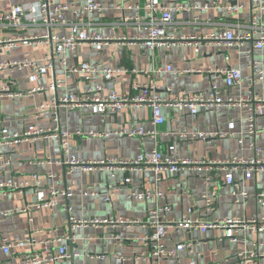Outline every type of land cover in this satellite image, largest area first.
I'll use <instances>...</instances> for the list:
<instances>
[{"label":"crops","instance_id":"crops-1","mask_svg":"<svg viewBox=\"0 0 264 264\" xmlns=\"http://www.w3.org/2000/svg\"><path fill=\"white\" fill-rule=\"evenodd\" d=\"M30 0L0 1V11H8L14 4L27 6ZM103 6L101 14L87 15L83 6L86 0H54L56 3H68L76 7L79 17H83L80 25L90 33L107 35L110 37L101 49L82 45L75 50L65 53L66 66L61 64L58 55L53 54V69L41 75L33 83L27 76L31 74L29 67L21 70L0 71V84L12 82V90H28L31 87H43L42 91L23 94L14 98L0 97V127L9 132L22 133L30 124L37 127L54 128L59 131L74 132L76 130L94 131L102 133L95 137L60 135L30 139L17 144L0 146L1 157L10 160L8 166L0 164V180L8 177L14 179H28L30 186L23 192H15L0 197V212L30 204L35 200L31 173H38L43 186L72 187L73 193L67 199L59 197L60 205L49 209H33L29 213H17L8 216L0 215V233L11 241H18L28 234L39 239L62 236L68 232V212L62 207L68 204L71 214L80 218L108 219L116 216L145 219L147 211L155 205L168 204L170 209L163 215L165 219H178L181 213L191 208L193 216L210 217H239L255 213L264 215V207L256 202V193H264V171L256 173L251 179L245 180L243 186L248 191V197L243 203H236L231 195V186L223 183L221 172H215L213 181L217 188L215 209L210 213L205 210L202 195L209 191L200 173L181 171L177 174L165 175L158 183V189L165 197H153L148 200H131L126 193L131 190L153 189V175L149 171H131L126 175L116 172L110 176L107 172H88L75 170L65 174L64 167L55 162L63 155V150L80 159H99L104 157L132 158L141 151L157 148L164 155H168V146L173 145V156L177 159L187 157L227 158L232 155L243 157L252 156L254 147L264 150V116L257 117V129L262 133L254 139L246 135V109L243 107L216 106L191 115L187 111L175 107L163 106L161 109L165 122L157 127L156 137L130 136L119 131H131L143 126L152 127L151 109L147 106L123 108L117 112L93 114L89 107L67 108L53 106L45 109L36 116L40 103L49 102L54 96H62L67 92H82L88 85H101L107 91L100 69L116 67L118 71L112 75L114 89L119 93H129L131 83L136 80L140 84L155 85V91L160 96H181L187 93H206L212 82V70L235 67L242 74L241 82L226 87L223 78L216 79L225 96L234 99L245 95L254 79L250 67L251 58L246 54L249 43L240 47L228 46L214 41H204L196 47L192 45L158 46L149 50L142 42H129L118 39L125 33L135 34L138 23H122V15L143 14L142 10L127 9L122 13L121 6L125 4H142L145 0H96ZM264 5V0H261ZM163 4L202 6L207 4L204 11L192 8L176 15L175 22L168 25L169 31L188 35H208L217 30L230 28L238 33L242 25L251 19L255 10L250 0H161ZM240 4L236 12L227 9L229 5ZM134 6V5H133ZM199 16L197 21H193ZM79 17L67 13L68 24L54 27L56 32L68 31L71 22L79 21ZM47 29L44 26L21 25L14 27L0 23V39L13 36L26 37L39 34ZM51 55V49L42 44L20 45L11 49H0V60H22L29 58L40 60ZM227 56V58H225ZM253 58L264 67V46L253 52ZM87 61L97 68L88 83L82 74H74L66 68ZM171 65L173 69L193 68L195 71L181 75L173 74L162 68ZM127 68L135 69L130 72ZM200 70L198 72L196 70ZM54 76L61 78L60 86L56 90L49 88ZM255 91L264 93V78L261 83L254 85ZM53 112L57 114V121L53 120ZM234 121L230 135L214 137L210 140H200L179 137V133L186 131L226 132L228 122ZM242 138V143L238 139ZM48 160L50 162H48ZM55 173L57 177L50 179L47 174ZM125 176L130 180L125 182ZM235 181L241 178L234 173ZM84 192L89 194L85 195ZM95 192L96 194H90ZM113 192L110 201L103 197ZM31 218V220H29ZM147 224L131 226L111 224L87 225L77 227L73 231V241L67 242L72 256L58 260L55 264H151L149 249L143 243V238L149 233ZM256 240L261 242L260 250L264 251V233L256 235L252 232L238 234L237 241L222 238V231L201 232L198 229L167 227L164 242L167 247L177 243L190 242V249L185 248L176 257H167L159 264H187L194 260L196 264H233V253L251 248ZM55 246V245H52ZM28 247L16 249L13 253L0 251V264H15L27 257ZM47 264V263H42ZM264 264V257L261 259Z\"/></svg>","mask_w":264,"mask_h":264},{"label":"built area","instance_id":"built-area-1","mask_svg":"<svg viewBox=\"0 0 264 264\" xmlns=\"http://www.w3.org/2000/svg\"><path fill=\"white\" fill-rule=\"evenodd\" d=\"M13 1V0H0ZM252 9L255 13L251 15L248 23L241 26L238 33L233 32L230 28L217 30L208 35H188L169 31L168 25L175 22L176 15L192 8L204 11L207 4L202 6L186 5L176 3L172 6L163 4L161 0H145L142 4H125L121 6L122 13L127 9L135 8L139 13L143 14L135 16L123 14L122 23L131 22L138 23V30L135 34L125 33L120 35L118 39L129 42H142L149 50H153L158 46H175V45H192L198 50V46L204 41H214L223 43L228 46L240 47L245 43L250 46L246 50V54L251 58L250 67L254 74V79L245 95L234 99L225 96L221 88L216 83V79L223 78L226 87L237 85L241 82L242 74L240 69L228 67L223 69L212 70V82L206 93L192 92L181 96L168 95L160 96L156 91L155 85L140 84L136 80L131 83L129 93H119L114 89L112 75L118 71L116 67H106L100 69L107 91L104 92L101 85L88 87L82 92H67L62 96H54L48 102L40 103L37 108L36 116L45 109L53 106H65L67 108L89 107L93 114H106L117 112L123 108H131L138 106H147L151 109V124L149 129L143 126L132 129L131 131L121 130L119 133L130 136H149L156 137L159 132L157 127L165 122L161 109L163 106L175 107L179 110L187 111L191 115H197L199 112L216 106L227 107H243L246 109V135L254 139L262 133L264 129H257L255 122L257 117L264 116V93L255 91L254 85L262 82L264 78V67L259 65L258 60L253 58V52L259 51L264 46V5L261 0H250ZM241 7L240 4L227 6L228 11L236 12ZM83 10L87 15L101 14L103 6L99 1L86 0ZM125 10V11H124ZM67 13H72L79 17L77 9L74 5L68 3H56L54 0H30L26 7L20 4H14L8 11H0V23L2 25H10L20 27L21 25H37L46 27V31L39 34H31L26 37L13 36L0 39V49H11L20 45L42 44L51 49V55H46L40 60L23 58L22 60L8 59L0 60V71L29 67L32 69L30 75L27 76L29 82L33 83L41 75L53 69V54L58 55L61 64L66 66L65 53L68 50H75L82 45L93 46L101 49L103 44L110 39L107 35L90 33L80 25L83 17H79V21L71 22L66 32H56L54 27L64 26L68 24L66 18ZM199 16H195L193 21H197ZM227 58V56H225ZM67 71L74 74H82L84 79L89 83L92 75L97 72V68L89 62L84 61L77 65L66 68ZM130 72H136L135 69L127 68ZM173 74L181 75L184 73L195 71L193 68L173 69L167 64L162 68ZM201 72L199 69L196 70ZM61 78L54 76L49 88L56 90L60 86ZM12 82L0 84V97L9 96L11 98L42 91L43 87H31L28 90H12ZM53 120L57 121V114L53 112ZM234 127V121L228 122V131L226 132H209V131H186L179 133V137L192 138L200 140H210L214 137L230 135V131ZM91 136L95 137L102 133L94 131L76 130L74 132L59 131L58 127L42 128L34 124L22 132H9L6 128L0 127V146L4 144H17L21 141H27L37 138H48L56 135L67 137L69 135ZM242 143V138L238 139ZM174 146H168V155L153 147L148 151H141L135 157H104L99 159H80L70 153L67 149L63 150L61 158L55 162L64 167V173L69 174L75 170L88 172H107L113 176L116 172H122L125 175L131 171L145 172L149 171L153 175V189L131 190L126 193V197L131 200H148L153 197L162 198L165 194L158 189V183L165 175L177 174L181 171L200 173L209 191L202 195L204 207L207 212L215 209L217 188L213 181L215 172H221L223 183L231 186V195L234 202L243 203L248 197V191L243 186L245 180L251 179L256 173L264 171V150L254 147L252 156L243 157L232 155L227 158H203V157H187L177 159L173 156ZM48 162H50L48 160ZM1 166L5 167L10 164V160L1 157ZM239 173L241 178L235 181L234 173ZM47 178L53 179L57 177L55 173H49ZM33 180V191L35 200L30 204L5 210L0 212L1 216H8L17 213H29L33 209H49L60 205L59 197L68 198L72 195L73 190L70 186L57 187L54 185L43 186L42 179L39 174L34 172L28 177ZM125 182L130 178L125 176ZM29 180L14 179L12 177L0 180V197L15 192H23L29 187ZM85 195L89 194L84 192ZM90 194H96L90 192ZM113 192L106 193L103 200L108 202L111 200ZM256 202L259 206L264 207V193H256ZM68 214V232L62 236L48 237L39 239L32 234H28L18 241H11L8 237L0 233V251L3 253H13L16 249L28 247L30 253L24 259L17 261L15 264H55L58 260L69 258L72 252L67 246V242L73 241V231L77 227L87 225L111 224L131 226L135 224H147L149 233L143 238V243L149 249V257L151 264H159V261L167 257H176L177 254L185 248L190 249V242L177 243L173 247H167L164 242L167 227L183 228L186 230L198 229L201 232L206 231H222V238L237 241L238 234L252 232L256 235L264 233V215L252 214L244 216L231 217H210V216H193L191 208L184 210L178 219H165L164 213L170 209L168 204L155 205L147 211L145 219L133 217L116 216L108 219L100 218H80L71 214V207L68 204L62 206ZM31 220V218H29ZM55 245V246H52ZM261 242L256 240L252 243L251 248L233 253V264H261L264 257V251L259 249ZM187 264H196L194 260Z\"/></svg>","mask_w":264,"mask_h":264}]
</instances>
